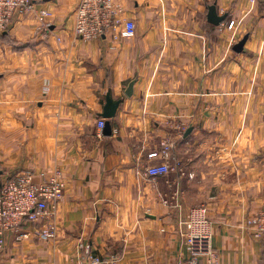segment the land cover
Segmentation results:
<instances>
[{
	"label": "crops",
	"instance_id": "1",
	"mask_svg": "<svg viewBox=\"0 0 264 264\" xmlns=\"http://www.w3.org/2000/svg\"><path fill=\"white\" fill-rule=\"evenodd\" d=\"M78 2L35 0L0 34V172L58 171L65 183L55 240H11L0 264H81L86 252L177 264L187 257L178 220L200 206L219 264H264V233L248 225L264 209L262 7L113 0L134 34L121 25L84 42ZM212 6L225 16L217 26ZM108 94L120 103L111 135L98 137ZM162 145L174 171L151 178L162 160L147 156Z\"/></svg>",
	"mask_w": 264,
	"mask_h": 264
},
{
	"label": "built area",
	"instance_id": "2",
	"mask_svg": "<svg viewBox=\"0 0 264 264\" xmlns=\"http://www.w3.org/2000/svg\"><path fill=\"white\" fill-rule=\"evenodd\" d=\"M248 2L260 4L264 11V0ZM34 3L35 0H0V34L9 29L14 15L33 11ZM121 14V6L113 0H79L74 11V35L87 42L114 33L121 25L127 35H133L134 24L130 21L122 24ZM45 16L41 12L38 20L42 21ZM232 26L233 22H230L227 28ZM97 126L98 137H101L104 121L99 120ZM147 157L162 160L160 164L146 168L149 177L167 176L174 171L170 164L173 160L170 146L162 145ZM35 176L34 171L27 169L0 172V251L11 240L20 244L29 239L55 240L57 236L56 211L64 194V179L58 171L51 172L46 180H36ZM248 225L255 226L256 237L264 233V209ZM177 232L187 252V257L177 264H219L218 255L211 246V222L204 206L190 209L184 218L178 220ZM81 264H119V258H104L86 252Z\"/></svg>",
	"mask_w": 264,
	"mask_h": 264
},
{
	"label": "water",
	"instance_id": "3",
	"mask_svg": "<svg viewBox=\"0 0 264 264\" xmlns=\"http://www.w3.org/2000/svg\"><path fill=\"white\" fill-rule=\"evenodd\" d=\"M224 18L225 16L217 17L216 10L213 6L208 9L207 21L209 23L217 26L224 20ZM243 43H244V40L235 47V50L237 52L240 51ZM132 86H133V83H130L127 91L125 92V95L127 97H129L132 94ZM119 103H120L119 101H116V102L112 101L109 94L106 96L103 111L100 115L103 119L106 120L104 123L103 130H102L103 136L108 137L111 135V125L109 121L114 117Z\"/></svg>",
	"mask_w": 264,
	"mask_h": 264
},
{
	"label": "rangeland",
	"instance_id": "4",
	"mask_svg": "<svg viewBox=\"0 0 264 264\" xmlns=\"http://www.w3.org/2000/svg\"><path fill=\"white\" fill-rule=\"evenodd\" d=\"M260 5V4H259ZM261 6V5H260ZM11 237V236H10Z\"/></svg>",
	"mask_w": 264,
	"mask_h": 264
}]
</instances>
